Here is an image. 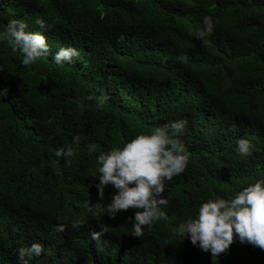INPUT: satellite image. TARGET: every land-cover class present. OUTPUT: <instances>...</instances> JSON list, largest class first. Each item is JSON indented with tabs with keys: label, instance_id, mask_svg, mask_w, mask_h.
Masks as SVG:
<instances>
[{
	"label": "trees",
	"instance_id": "16d2710c",
	"mask_svg": "<svg viewBox=\"0 0 264 264\" xmlns=\"http://www.w3.org/2000/svg\"><path fill=\"white\" fill-rule=\"evenodd\" d=\"M206 16L213 32L197 39ZM37 17L50 25L47 57L25 67L0 41V264H19L16 250L33 241L46 252L29 264H264V250L235 235L213 259L170 231L199 199H229L264 179V0H0V32L11 19L40 32ZM67 46L79 57L53 63ZM99 95L100 109L88 99ZM179 119L188 160L165 182L168 221L136 238L135 209L105 214L115 189L98 196L96 155ZM240 138L246 157L235 151ZM65 146L67 164L54 154Z\"/></svg>",
	"mask_w": 264,
	"mask_h": 264
},
{
	"label": "clouds",
	"instance_id": "9594fccd",
	"mask_svg": "<svg viewBox=\"0 0 264 264\" xmlns=\"http://www.w3.org/2000/svg\"><path fill=\"white\" fill-rule=\"evenodd\" d=\"M34 23L40 32L27 31V23L22 19H11L4 30L0 32V41H6L12 53L20 57V63L28 67L38 59L49 55V48L42 32L50 25L39 17ZM203 27L195 33L197 39L208 37L213 32V22L210 17L202 19ZM79 57V51L72 47H61L51 57L52 62L61 65L71 64L73 58ZM178 59H186L180 56ZM6 94V89H0V97ZM96 100L100 109L106 101V95L89 96ZM186 120L179 119L166 122L151 129L148 133L135 135L122 146L109 151H100L96 155L95 185L99 197L104 195L105 185H111L115 193L109 203L105 204V214L113 217L117 212L133 208L131 231L128 234L139 238L143 235L144 226H150L157 221H168L166 212L161 208L167 204L163 193L165 182L184 172L187 165V154L178 139V134L185 128ZM72 145L80 143V136L73 135ZM97 145L89 143L88 150L95 151ZM235 151L242 157L251 154L249 141L240 138L236 142ZM57 158L63 157L65 163H70L73 147L65 146L55 150ZM201 198L193 216H189L170 231L183 240L185 236L193 246L208 252L213 259L225 252L235 238L240 243H248L264 250V179H258L238 191L231 198ZM89 211L92 208L89 207ZM61 219L58 217V220ZM81 219L71 222V227L78 230ZM63 223H57L53 230L64 231ZM99 233H93L92 239L97 240ZM46 252L42 244L33 241L27 246L16 250L19 264H29L33 257ZM178 255V254H177ZM174 254V258L177 257Z\"/></svg>",
	"mask_w": 264,
	"mask_h": 264
}]
</instances>
